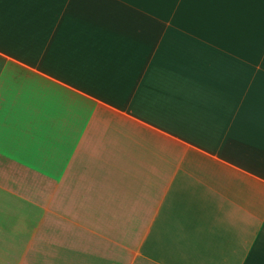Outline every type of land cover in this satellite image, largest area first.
Masks as SVG:
<instances>
[{
  "label": "crops",
  "instance_id": "0c3cea01",
  "mask_svg": "<svg viewBox=\"0 0 264 264\" xmlns=\"http://www.w3.org/2000/svg\"><path fill=\"white\" fill-rule=\"evenodd\" d=\"M0 264H264V0H0Z\"/></svg>",
  "mask_w": 264,
  "mask_h": 264
}]
</instances>
